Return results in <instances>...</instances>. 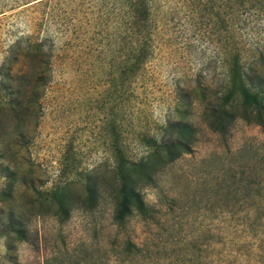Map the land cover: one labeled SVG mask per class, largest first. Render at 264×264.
I'll use <instances>...</instances> for the list:
<instances>
[{"label": "rangeland", "instance_id": "obj_1", "mask_svg": "<svg viewBox=\"0 0 264 264\" xmlns=\"http://www.w3.org/2000/svg\"><path fill=\"white\" fill-rule=\"evenodd\" d=\"M150 4V55L125 71V0H0V264H264V127L238 118L221 135L202 116L234 57L249 67L264 54V5ZM30 42L50 53V80L18 116L2 73L25 69L23 58L11 69V52ZM181 123L196 129L192 151L139 186L147 215L118 225L120 154L141 160ZM66 183L77 200L65 218Z\"/></svg>", "mask_w": 264, "mask_h": 264}, {"label": "trees", "instance_id": "obj_2", "mask_svg": "<svg viewBox=\"0 0 264 264\" xmlns=\"http://www.w3.org/2000/svg\"><path fill=\"white\" fill-rule=\"evenodd\" d=\"M150 1L125 0L130 26L135 35V41L126 53L123 67L125 71L138 69L146 63L150 55L152 46ZM234 1L244 6L255 2V0ZM259 2L264 5V0ZM43 49L42 43L30 42L22 53L12 51L11 69L21 58L26 61L25 69L16 73L11 71L7 75L2 73L4 77L11 79V82H15L11 84V92L8 94L11 95L9 99L11 112L18 116L24 114V102L27 95L30 97V102L34 101L38 90L45 87L50 80V53L43 54ZM41 53L47 57V60L39 64L37 59ZM260 66L264 67L263 53L249 67L242 61L240 53L234 57L228 71L225 91L215 102L206 103L202 112L204 121L213 131L226 135L238 118L264 127V69L259 68ZM20 86H24L25 90L22 91ZM238 92L240 98L237 96ZM168 130L173 137L163 141L154 139L153 149L141 160L131 161L120 154L114 173L116 196L114 220L118 225H125L134 213L147 215L148 206L139 186L154 183L157 172L161 168L173 163L184 153L192 151L193 136L196 132L193 124L181 123L168 127ZM84 186L87 192L86 200L95 204L97 186L92 183L90 177ZM74 200L77 198L72 193L70 183H66L55 192L58 211L65 218L69 216ZM13 230L22 234L19 227H14Z\"/></svg>", "mask_w": 264, "mask_h": 264}]
</instances>
